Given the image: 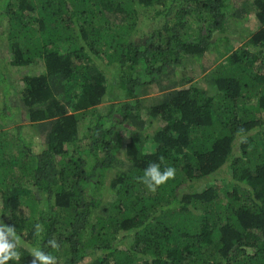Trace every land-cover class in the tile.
<instances>
[{
    "label": "trees",
    "instance_id": "obj_1",
    "mask_svg": "<svg viewBox=\"0 0 264 264\" xmlns=\"http://www.w3.org/2000/svg\"><path fill=\"white\" fill-rule=\"evenodd\" d=\"M0 52L9 264L33 246L57 264H264V0H0ZM191 64L215 94L179 77ZM153 162L175 168L156 191L138 179Z\"/></svg>",
    "mask_w": 264,
    "mask_h": 264
},
{
    "label": "clouds",
    "instance_id": "obj_2",
    "mask_svg": "<svg viewBox=\"0 0 264 264\" xmlns=\"http://www.w3.org/2000/svg\"><path fill=\"white\" fill-rule=\"evenodd\" d=\"M161 162L163 161L161 160ZM174 178V167L169 166L161 169L159 163L153 162L145 168L143 176L138 179L150 191H156L158 187ZM43 230V225L39 223L35 225V235L37 237L41 235ZM21 246H23V241L17 235L16 229L0 222V264H9V261L13 260L19 261L20 253L16 249ZM47 246L52 249L59 248L55 238L48 240ZM28 250L33 258L32 264H57L55 256L46 253L38 246L30 247Z\"/></svg>",
    "mask_w": 264,
    "mask_h": 264
},
{
    "label": "rangeland",
    "instance_id": "obj_3",
    "mask_svg": "<svg viewBox=\"0 0 264 264\" xmlns=\"http://www.w3.org/2000/svg\"><path fill=\"white\" fill-rule=\"evenodd\" d=\"M243 0H237V3L241 2ZM229 29V28H228ZM234 31L231 34L232 37L235 36H246V40L248 39V37H250L254 32H256L259 29V25L256 22L255 18L253 16L249 17L248 23L244 26H241V28L239 26L234 27ZM146 30V29H145ZM145 33V32H144ZM143 33V34H144ZM142 34V35H143ZM141 35V36H142ZM218 36V34H215V38ZM239 46V45H237ZM3 53L5 52H0V63L2 64V61H4L5 59L3 58ZM211 55H215L214 52L211 53ZM208 58H206L207 61ZM212 59V58H211ZM211 59H208V61H211ZM205 62V60L203 61ZM41 65L44 67V65L41 63L39 65H34L33 67H29L28 69L30 70V72L35 73V74H40L42 71L39 70ZM180 73L178 74L179 77L181 76V78H183L184 76L191 78L194 77L196 78L194 83L198 84L200 83L202 85V87L208 91V93L210 95H213L217 92L216 87L213 85L212 80H211V71H209L207 74L206 73H202L199 69V66L197 64H191L186 66L184 69H180L179 70ZM159 88L156 85H147L144 86L140 89V93H139V97L141 99L145 100V106L146 107H151L152 105L158 103V101L160 100V95L161 93L158 90ZM157 129V125H153V127L150 129V132H154ZM41 141V140H40ZM128 142V141H125ZM152 145L148 144L145 147V151H151L152 150ZM121 156H122V151H121ZM228 173L225 170V173H223L221 176L217 177L218 180V184H222L223 182V177L225 178V176H227ZM107 184L104 188L105 192L107 191L108 185H109V173L107 174V178L106 180ZM224 183V182H223ZM185 189V187L183 188Z\"/></svg>",
    "mask_w": 264,
    "mask_h": 264
}]
</instances>
